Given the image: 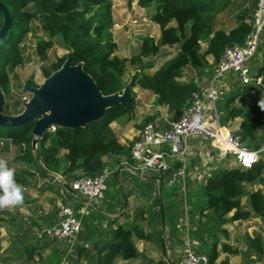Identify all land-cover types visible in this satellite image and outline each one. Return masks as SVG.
Listing matches in <instances>:
<instances>
[{
    "label": "crops",
    "instance_id": "crops-1",
    "mask_svg": "<svg viewBox=\"0 0 264 264\" xmlns=\"http://www.w3.org/2000/svg\"><path fill=\"white\" fill-rule=\"evenodd\" d=\"M113 17L115 20L114 9ZM152 22L156 35L150 37L158 42L161 31ZM261 39L256 56L248 64L253 75H261L264 67V34ZM116 42L117 54L123 57L119 52L121 45ZM202 49L203 52L207 50L206 43L202 42ZM59 50L64 51V48L58 47ZM178 51L179 47L166 50L172 55L163 62L172 59ZM162 63L156 64L150 73ZM219 65L220 61L207 56V62L201 68L185 69L181 82L194 83L198 87V94L207 102L206 115L212 128L219 122L225 132L240 136L244 119L231 116L229 109L246 108L251 116L252 109L264 108V94L251 96L238 74L229 73L217 78ZM22 85L26 87L24 81ZM211 88L217 90V103L206 99L205 93ZM132 90L135 104L128 114L111 124L125 149L104 159V170L113 173L105 182L104 199L98 204L89 205L86 198L67 187L66 183L72 180L61 175L43 176L31 166H10L15 172L24 168L35 175L23 186V203L7 207L4 213V209L0 210V264H62L69 251L68 264H101L105 255L103 248L116 240L120 229H132L138 256L130 260L119 257L113 264H181L192 243L194 250H191L207 256L209 264H264V217L255 214L251 202L252 192L261 191L264 195V170L257 181L243 183L242 205L251 213L247 220H233L235 211L221 218L208 208L205 197L208 180L227 169L240 168L226 147L209 139L189 138L184 165L172 162L170 172L142 174L134 171L131 146L143 127L151 122L166 130L179 117L167 106L159 105L158 97L152 91L139 85ZM247 94L255 100H245ZM242 142L251 151L258 152L264 162V151L260 152L264 150V130L258 132L257 144L245 143L243 139ZM258 145L260 147L254 149ZM183 166L184 177L174 181L173 175ZM61 205L70 206L82 222L72 249L66 240L48 236L49 230L60 225ZM207 227H214V231L210 232ZM136 230L143 233L144 238L137 235ZM190 237L194 239L190 240ZM254 239H259L256 247L251 246ZM211 255L214 256L212 262Z\"/></svg>",
    "mask_w": 264,
    "mask_h": 264
},
{
    "label": "trees",
    "instance_id": "trees-1",
    "mask_svg": "<svg viewBox=\"0 0 264 264\" xmlns=\"http://www.w3.org/2000/svg\"><path fill=\"white\" fill-rule=\"evenodd\" d=\"M251 1V8L244 9L238 16L237 27L227 32L219 27L218 16L227 10L232 0H140L141 7L155 8L151 20L159 26L161 37L158 42L146 37L130 57H121L117 54L118 44L112 33L115 26L112 0H0L9 9L12 20L10 30L0 44V86L6 94L5 114L18 115L23 111L17 102L19 97L11 88L10 74L25 64L28 44L35 41V55L45 62L42 67L45 79L59 71L72 55L73 64H82L102 93L109 96L123 92L124 76L132 69V88L139 85L152 91L158 97V104L167 106L178 118L199 93L194 83L181 82L183 71L201 68L207 62V56L219 62L228 47L244 44L251 32L250 23L259 0ZM3 24L4 15L0 11V30ZM202 42L207 44L204 52ZM57 47L64 48L68 54L58 57ZM175 47H179L178 54L150 73L156 64L172 55L163 53V49ZM159 56L157 63L155 59ZM262 75L264 77V67ZM26 84L39 87L32 79ZM134 104L133 97L128 105ZM229 110L231 116L244 119L243 130L239 132L241 140L255 144L258 132L264 130V108L252 109L251 116L246 108ZM129 112L121 105L108 110L102 120L86 127L53 128L38 139L36 146L33 135L36 121L19 128L0 126V142H7V147L16 149L14 162L17 165L31 166L40 175L57 174L72 181L84 176L94 177L105 169L106 156L118 155L125 149L111 124ZM20 170L15 172V179L26 186L35 173L24 168ZM263 170L264 162L259 160L251 169H227L210 178L205 186L208 208L221 218L235 211L233 220L249 219L251 213L242 205L243 183L257 181ZM251 202L255 214L264 217L263 193L252 192ZM136 232L144 238L143 233ZM132 236V229H120L116 240L103 248L105 255L101 264H113L119 257L124 260L136 258L138 250ZM258 241L252 240L251 246L256 247Z\"/></svg>",
    "mask_w": 264,
    "mask_h": 264
},
{
    "label": "built area",
    "instance_id": "built-area-1",
    "mask_svg": "<svg viewBox=\"0 0 264 264\" xmlns=\"http://www.w3.org/2000/svg\"><path fill=\"white\" fill-rule=\"evenodd\" d=\"M135 24L137 21H133ZM119 28V24H115ZM264 34V0L257 3L251 32L247 35L243 45L228 47L220 61L217 78L224 74H238L242 84L247 88L251 96L257 97L264 94L263 75H253L249 62L256 56L262 35ZM206 99L216 103L218 93L211 88L205 93ZM26 93L21 99L22 104L30 100ZM207 102L203 95L198 93L189 107L183 110L181 116L170 123L166 130H162L154 123H147L140 136L131 146V160L134 171L145 173H167L172 169V162L184 165L188 154V139L201 137L226 147L230 155H233L240 168L251 169L260 160L259 153L248 149L242 142L241 137L225 132L218 122L212 128L207 120ZM169 148V150H164ZM261 150L260 152H263ZM248 160L250 166L245 165ZM113 172L104 170L94 177H80L66 183L67 187L86 198L89 205H96L104 199L105 182ZM185 167L176 170L173 180L184 177ZM59 210L60 225L58 228L48 231V236L58 240H66L70 246H75L77 236L81 231L82 222L75 215L74 210L68 205H61ZM68 252L62 264H68ZM209 258L205 255H198L191 249H187L181 264H209Z\"/></svg>",
    "mask_w": 264,
    "mask_h": 264
},
{
    "label": "water",
    "instance_id": "water-1",
    "mask_svg": "<svg viewBox=\"0 0 264 264\" xmlns=\"http://www.w3.org/2000/svg\"><path fill=\"white\" fill-rule=\"evenodd\" d=\"M0 11L4 15V24L0 30V44L11 28V14L7 6L0 2ZM24 92L30 100L22 104V113L5 114L6 94L0 86V126L19 128L36 121L33 129L34 146L47 131L62 127L78 129L102 120L108 110L118 106L131 108L128 102L133 98L132 81L121 94L105 96L97 83L82 64H73L72 55L62 68L45 79L42 86L30 87Z\"/></svg>",
    "mask_w": 264,
    "mask_h": 264
},
{
    "label": "rangeland",
    "instance_id": "rangeland-1",
    "mask_svg": "<svg viewBox=\"0 0 264 264\" xmlns=\"http://www.w3.org/2000/svg\"><path fill=\"white\" fill-rule=\"evenodd\" d=\"M232 1L233 2H231L227 10L218 16L219 27L222 29L229 30L231 28H235L238 25V16L242 15V11L246 8H251V2H252L251 0H232ZM112 2H113V9L116 18L114 24L117 23L120 25L119 28H116L114 26L112 29L114 39L118 41V43L121 45V49L119 50L120 54L123 57L124 55L131 56L132 53H134L139 49L144 38L149 37L151 35L154 36L156 35L154 31L155 24L151 20V16L153 15V11L155 10V8L141 7L139 4L140 0H112ZM133 21H137V23L135 24ZM35 45H36L35 41L34 43L30 42L28 44V52L26 53L25 64L17 67L15 72H12L10 74L11 88L12 90L13 89L15 90L14 94L16 95V97L17 98L19 97L17 99L19 105H21L20 96L22 98L23 96L26 95V94L22 95L24 93V85H22L23 81L24 84H26L29 80L32 79L34 83L38 86H42L45 83V76L42 73V67L45 64V62L39 58L41 61L40 62L39 59L36 57ZM165 52L166 50L163 49V53ZM55 53H57V55L60 57H63L64 55L68 54V52H66L65 50L58 51V47ZM53 56L55 57L54 54ZM161 56L156 58L155 61L157 62ZM54 57H52V60L54 59ZM163 57L164 56H162L161 58ZM168 61L162 63L161 66L158 67V69L161 68L163 65H165ZM131 70L129 69L126 75L124 76L125 87L131 82L132 76L134 75V72ZM253 99L255 100L254 97ZM245 100H251L248 94ZM231 103H233V101H231ZM7 146H8L7 142H0V159L6 160L8 163H10V165L15 164L16 166L17 164L14 162V158L17 155L16 149L14 147H11L9 149ZM17 167L18 166H16V168ZM6 209L7 208H0V210H3L2 211L3 213L4 211H6ZM181 225L183 226V223H181ZM207 228L209 229L210 232L214 231V227H207ZM179 231L182 232V230ZM193 239H194L193 237H190V240ZM180 243H182L181 239H180ZM184 243L188 244L187 242ZM190 248L193 249V243L192 245H190Z\"/></svg>",
    "mask_w": 264,
    "mask_h": 264
},
{
    "label": "clouds",
    "instance_id": "clouds-1",
    "mask_svg": "<svg viewBox=\"0 0 264 264\" xmlns=\"http://www.w3.org/2000/svg\"><path fill=\"white\" fill-rule=\"evenodd\" d=\"M245 165L250 166L248 160ZM23 203V186L15 179V170L6 160L0 159V208L17 206Z\"/></svg>",
    "mask_w": 264,
    "mask_h": 264
}]
</instances>
